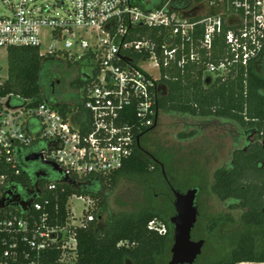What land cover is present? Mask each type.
I'll return each mask as SVG.
<instances>
[{
	"label": "built area",
	"instance_id": "1",
	"mask_svg": "<svg viewBox=\"0 0 264 264\" xmlns=\"http://www.w3.org/2000/svg\"><path fill=\"white\" fill-rule=\"evenodd\" d=\"M157 1L56 0L37 6L36 0H0V48L37 47L47 59L79 64L86 75L79 100L64 113L47 101L31 105L33 99H23L15 107L9 101L7 107L9 99L0 98V172L6 164L16 167L18 148L39 142L43 146L31 153L80 177L119 170L143 130L158 119L162 66L198 62L206 77L223 78L264 48V0ZM142 28H156V37L141 35ZM221 42L225 52L213 59L214 43ZM6 178L1 172L0 198ZM48 204L35 196L21 214L0 208V264H43L54 247L61 249L57 264H73L74 229L93 215L84 214L89 206L80 216L70 210L66 225L56 228L47 224ZM148 227L166 231L154 221ZM245 263L254 264H237Z\"/></svg>",
	"mask_w": 264,
	"mask_h": 264
},
{
	"label": "trees",
	"instance_id": "2",
	"mask_svg": "<svg viewBox=\"0 0 264 264\" xmlns=\"http://www.w3.org/2000/svg\"><path fill=\"white\" fill-rule=\"evenodd\" d=\"M158 3L154 0L153 5ZM156 33V28L141 29L143 36L155 38ZM217 44L214 43L212 50L213 59L220 58L225 52V45L222 42ZM263 54L264 48L246 67H235L223 78L206 77L205 65L198 62L189 63L183 68L173 64L162 66L159 79L161 92L156 98L158 111H164L171 116H192L205 122H216L220 119L236 127L238 136L234 143L236 148L231 152V162L214 171L212 190L231 209L244 210L241 221L248 228H264V76L254 68V62ZM6 59L7 77L0 81V98H8L10 105L13 98H31V105L47 101L61 108L63 113L67 110L66 106L61 107L51 103L48 98L44 99L49 92L44 88V83L56 74L50 72L57 64L54 59L46 60L37 47H8ZM152 127L144 129V133H149ZM253 133L256 138L250 143L246 138ZM193 134L194 132H190V135ZM241 138L242 141L239 140ZM239 143L242 146L237 147ZM41 146L43 142L28 148H18L15 151L16 167L12 168L7 164L2 166L1 172L7 176L2 184V192L9 190L21 193L37 181L36 172H44L45 176L38 179L39 191L42 194L37 195V199H48L49 204L45 210L49 213L47 224L52 227L63 228L66 225L70 216L68 201L71 196L97 198L100 196V186H115L122 175L157 174L172 201L170 187H173V184L169 175L147 157L141 143L139 146L135 144L131 156L119 170L109 174L81 177L64 170L55 171L51 165H43L40 159L37 163L24 161L27 154L36 152ZM50 184H54L55 188L50 190ZM104 205L103 202L99 203V206ZM168 206L158 212L146 208L137 214L121 216L115 221H108L103 227L97 223L101 213L89 208L84 214H92L94 219L85 227L74 229L76 251L70 262L126 264L129 260L132 264H166L173 232L169 218L174 213L172 202ZM8 209L14 213H22L20 208L12 203L8 205ZM151 221L158 226L163 225L166 231L159 233L150 229L148 224ZM195 229L196 226L192 233ZM214 238L217 239L216 234L212 235V239ZM61 242H58V245ZM60 255L61 249L54 247L47 253L43 264H57ZM196 262L194 264H197ZM240 262H264V249L257 251L256 240L248 232L237 237L233 246L226 251V255L209 264Z\"/></svg>",
	"mask_w": 264,
	"mask_h": 264
},
{
	"label": "rangeland",
	"instance_id": "3",
	"mask_svg": "<svg viewBox=\"0 0 264 264\" xmlns=\"http://www.w3.org/2000/svg\"><path fill=\"white\" fill-rule=\"evenodd\" d=\"M36 3L37 6H47L55 4L56 0H36ZM54 60L57 62L56 65H60L56 68L61 76L56 92L45 95L44 99H52L50 102L55 100L54 97L59 102L64 99L60 104L61 107L75 105L79 100L77 90L81 87L83 79L72 74L73 62H68L63 57ZM56 68H53V73H56ZM254 68L257 73L264 76V54L254 62ZM86 69L89 70L87 66ZM148 70L152 75H158L156 68L148 67ZM6 77V50L0 48V81L5 80ZM22 103L21 99L11 100L12 107L21 106ZM190 132L194 134L190 135ZM182 133L185 136H180ZM237 136L236 127L220 119L216 122H205L201 118L171 116L159 111L157 125L147 135V142H141L144 153L167 172L175 189L184 192L191 187L198 188L196 203L199 215L192 239H203L206 243L199 259L197 258V264H209L226 255V251L242 233L248 232L253 235L257 251L264 249V228L245 226L241 221L244 210L230 209L212 190L214 171L231 162V152L236 148L234 143ZM239 140L242 141V138ZM238 146H242L241 143L237 144ZM154 174L153 176L122 175L115 186H100L99 197L81 199L73 195L69 198L68 206L75 216H80L87 206L95 209L97 213H101L97 221L100 227L106 226L108 221L137 214L146 208L162 211L167 205L170 206L172 201L158 175ZM101 202L105 205L99 206ZM215 234L217 239H212V235ZM209 235L210 239H208ZM171 244L172 241L170 246ZM126 264L132 263L127 260ZM254 264L260 263L254 262Z\"/></svg>",
	"mask_w": 264,
	"mask_h": 264
},
{
	"label": "water",
	"instance_id": "4",
	"mask_svg": "<svg viewBox=\"0 0 264 264\" xmlns=\"http://www.w3.org/2000/svg\"><path fill=\"white\" fill-rule=\"evenodd\" d=\"M83 76L86 75L84 74ZM5 105L9 106V100L5 102ZM137 145H140V137L137 138ZM37 159L40 158L36 153H29L24 157V161L26 162ZM48 163L52 166L53 170L61 172L62 169L58 165L51 162ZM170 190L174 213L170 216L169 222L172 225L173 232L170 259L166 264H194L198 256L201 255L204 245L203 239L193 240L191 237L199 215L196 204L198 188L191 187L182 192L171 186ZM16 199L17 195H12L11 191H7L0 198V208L7 207L8 203ZM19 204L22 210H26L29 206V203L25 201H21Z\"/></svg>",
	"mask_w": 264,
	"mask_h": 264
},
{
	"label": "flooded vegetation",
	"instance_id": "5",
	"mask_svg": "<svg viewBox=\"0 0 264 264\" xmlns=\"http://www.w3.org/2000/svg\"><path fill=\"white\" fill-rule=\"evenodd\" d=\"M60 65H56V67H58ZM71 69H72V74L74 73L76 76L75 77H82V75H84L83 73V67L80 66V65H76V64H73L71 65ZM53 69H50V72L51 74L53 73L52 72ZM55 74V73H54ZM61 74L58 72L57 68H56V74L55 76H51V78H49V80L47 82L44 83V88H46L49 92V93H55L56 92V88H57V84L59 83V78H60ZM46 81V80H45ZM53 84V86H52ZM56 96V95H55ZM57 97V96H56ZM55 100H53L52 102H58V103H62L64 102L63 100L64 99H61L62 101L59 102L58 100H56V98L54 97ZM50 100V99H49ZM52 100V99H51ZM50 100V101H51ZM66 100V99H65ZM72 101V100H71ZM71 101H68V102H71ZM74 102V100H73ZM157 125V122L153 125L152 128H154L155 126ZM149 133H144L143 135L140 136V143L141 142H144L146 143L147 142V135ZM254 137H256V135L253 133L251 135V137L249 138V136L246 138L247 141H249L250 143H252L254 141ZM39 159L37 160H34V161H27V162H33V163H37ZM41 160V159H40ZM43 165H50L48 162H45V161H40ZM40 176H45L44 172H42L41 170H39L38 172L35 173V178H37V181L34 182V184L32 186H30V188H26L25 190H23V192H11L12 195H17V199L15 201H11L10 203L14 204L15 206L19 207L20 210H21V207H20V202L21 201H25V202H28L30 203V201L32 200L33 197L37 196V192L39 191V186H38V179L40 178ZM9 191V190H8ZM6 193V192H5ZM197 204V203H196ZM226 204V203H225ZM227 205V204H226ZM229 207V206H227ZM230 208V207H229ZM231 209V208H230ZM234 209H237V208H234ZM239 209V208H238ZM205 240H204V245H205ZM203 245V247H204Z\"/></svg>",
	"mask_w": 264,
	"mask_h": 264
},
{
	"label": "crops",
	"instance_id": "6",
	"mask_svg": "<svg viewBox=\"0 0 264 264\" xmlns=\"http://www.w3.org/2000/svg\"><path fill=\"white\" fill-rule=\"evenodd\" d=\"M51 103H53V104H57V105H60L61 103H58V102H51Z\"/></svg>",
	"mask_w": 264,
	"mask_h": 264
}]
</instances>
